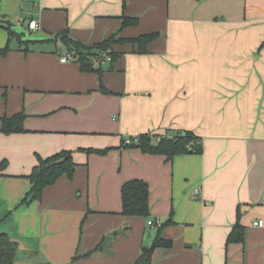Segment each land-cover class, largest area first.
Instances as JSON below:
<instances>
[{
  "label": "crops",
  "instance_id": "crops-1",
  "mask_svg": "<svg viewBox=\"0 0 264 264\" xmlns=\"http://www.w3.org/2000/svg\"><path fill=\"white\" fill-rule=\"evenodd\" d=\"M124 17L139 23L122 29ZM6 26L37 42L0 54V116L26 114V133L0 132V231L18 243L17 264H134L169 220L161 236L173 246L153 264H264V227L254 226L264 221V0H0V51ZM66 29L87 46L159 37L146 53L114 46L121 57L99 75L61 63L54 39ZM186 131L201 154L167 161L124 145ZM61 151L73 153L74 179L22 204L37 156ZM132 180L149 185L148 219L122 215ZM239 209L246 242L228 245Z\"/></svg>",
  "mask_w": 264,
  "mask_h": 264
},
{
  "label": "trees",
  "instance_id": "trees-1",
  "mask_svg": "<svg viewBox=\"0 0 264 264\" xmlns=\"http://www.w3.org/2000/svg\"><path fill=\"white\" fill-rule=\"evenodd\" d=\"M139 23L137 18H123L122 29L135 27ZM8 32V44L0 51L2 56H6L11 49V42L16 40L19 44V49H23L26 54L30 52V46L36 45L37 42H24L22 37L16 34L10 26H6ZM159 34H146L132 39H117V36H112L109 39L87 46L80 42H75L70 38L69 30L66 29L56 34L54 41H60L62 45L77 55V62L80 64L82 72H96L102 75L105 68L94 69L91 64V59L100 52H105L111 57L112 62L108 65V70L112 71L113 63L116 62L121 54L114 50L116 45L130 44L137 48L136 53H146L150 43L155 41ZM25 112L17 113L13 116L0 117L1 128L0 132L6 136L13 134L26 133L25 129ZM138 142L130 146L133 149H138L144 154L163 156L167 161H172L176 156L189 153L201 154L203 146L200 139L191 131H186L182 135L176 134L169 136L168 134L161 136L141 135L137 137ZM89 153L106 154L108 150H84ZM38 165L33 169L32 173L26 178L31 183V189L23 200L22 204L29 205L36 201H41L44 191L55 185L62 177L72 181L76 175L78 165L75 163L73 153L71 151H61L48 158L37 156ZM9 162L3 160L0 162V177L5 176ZM122 199V215L125 217H138L148 219L150 217V188L143 180H132L125 183L121 189ZM242 213L238 210L237 223L230 233L227 244H244L246 242V227L241 223ZM85 220L81 226L83 233ZM173 224L172 220L167 221L158 230L157 236L151 247H144L140 257L134 264H153V255L157 249H170L173 246L171 240H165L161 236L162 229ZM103 248V242L94 250L88 252L82 257H89L94 252L100 251ZM18 258V243L15 242L8 234L0 231V264H17ZM81 258L75 257L74 261Z\"/></svg>",
  "mask_w": 264,
  "mask_h": 264
},
{
  "label": "built area",
  "instance_id": "built-area-1",
  "mask_svg": "<svg viewBox=\"0 0 264 264\" xmlns=\"http://www.w3.org/2000/svg\"><path fill=\"white\" fill-rule=\"evenodd\" d=\"M39 28H40V25H39L38 21L34 20V21L30 22L29 29L31 31H37ZM77 60H78V58H77L76 53L71 51V50L66 49L62 53L61 63H67L68 61H77ZM111 62H112L111 57L108 56L105 52H100L91 59V64H92V67L94 69H100L102 67H106ZM137 142H138L137 138H127L124 141V145L130 146V145L137 143ZM148 226L150 228H154V226H155L154 221H149ZM254 226L262 228V227H264V221L255 222Z\"/></svg>",
  "mask_w": 264,
  "mask_h": 264
},
{
  "label": "rangeland",
  "instance_id": "rangeland-1",
  "mask_svg": "<svg viewBox=\"0 0 264 264\" xmlns=\"http://www.w3.org/2000/svg\"><path fill=\"white\" fill-rule=\"evenodd\" d=\"M26 32V31H25ZM25 39H31V40H36V38H35V35L33 34V35H30L29 34V32H26L25 33ZM66 50V49H65ZM7 110V107H6V105H5V102H4V111H6ZM4 116V115H3ZM0 117H2V116H0Z\"/></svg>",
  "mask_w": 264,
  "mask_h": 264
},
{
  "label": "water",
  "instance_id": "water-1",
  "mask_svg": "<svg viewBox=\"0 0 264 264\" xmlns=\"http://www.w3.org/2000/svg\"><path fill=\"white\" fill-rule=\"evenodd\" d=\"M62 51V50H61Z\"/></svg>",
  "mask_w": 264,
  "mask_h": 264
}]
</instances>
